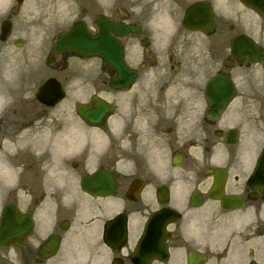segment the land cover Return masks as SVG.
Returning a JSON list of instances; mask_svg holds the SVG:
<instances>
[{
	"label": "flooded vegetation",
	"instance_id": "flooded-vegetation-1",
	"mask_svg": "<svg viewBox=\"0 0 264 264\" xmlns=\"http://www.w3.org/2000/svg\"><path fill=\"white\" fill-rule=\"evenodd\" d=\"M76 23L136 74L113 90L114 136L89 132L81 100L74 117L61 106L69 61L102 59L53 53ZM48 77L65 92L53 107L33 97ZM4 90L0 217L17 236L0 264H264V0H0ZM98 171L106 196L83 187ZM157 211L167 237L139 254L132 225Z\"/></svg>",
	"mask_w": 264,
	"mask_h": 264
},
{
	"label": "water",
	"instance_id": "water-1",
	"mask_svg": "<svg viewBox=\"0 0 264 264\" xmlns=\"http://www.w3.org/2000/svg\"><path fill=\"white\" fill-rule=\"evenodd\" d=\"M89 36L81 26H77L70 33L58 38L54 45V52L71 49L76 50L83 55L99 54L103 56L106 64L117 71V78L112 80L109 85L112 88L117 86L125 87L133 78L134 73L129 71L123 64L121 59V49L117 43L108 38ZM53 80H48L39 88L37 98L44 103H53V98H60L58 88L52 86ZM112 111V108L103 101L93 99V106L90 110L84 107L79 108L81 115L87 118L91 124H101L105 116ZM96 188V186H95ZM160 232V227H157ZM153 233H156L153 231Z\"/></svg>",
	"mask_w": 264,
	"mask_h": 264
},
{
	"label": "rangeland",
	"instance_id": "rangeland-1",
	"mask_svg": "<svg viewBox=\"0 0 264 264\" xmlns=\"http://www.w3.org/2000/svg\"><path fill=\"white\" fill-rule=\"evenodd\" d=\"M69 67L71 68V75L73 76V84L70 86L71 90H79V87L75 86L74 81L77 79L76 83L78 82L79 76L76 74V70L78 69L79 72H81V78L84 81V84H81L80 91L86 94V97L90 96L93 93H99L103 97H105L107 100L112 101L114 99L113 91H111L107 87V75L106 73L101 72V67L103 65V62L99 58H92V59H86L83 61H75L71 60L69 61ZM80 63L84 67L83 69L80 67ZM104 67V66H103ZM77 68V69H75ZM103 71V70H102ZM105 72V70H104ZM79 85V83H78ZM3 98L2 94H0V100ZM68 99H70L68 97ZM73 99V97H72ZM86 100V99H84ZM87 101V100H86ZM63 104V103H62ZM5 106V103H0V109ZM64 106V105H62ZM72 106V103H70L69 107ZM112 118H110V121ZM110 127L113 129V125L110 124ZM141 140V139H140ZM139 139L137 140V146L143 148L142 145L138 144ZM142 143V140H141ZM127 166V165H126Z\"/></svg>",
	"mask_w": 264,
	"mask_h": 264
}]
</instances>
